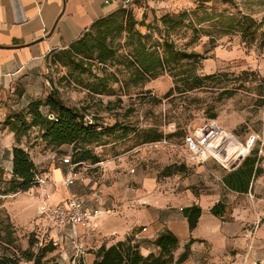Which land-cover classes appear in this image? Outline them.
Masks as SVG:
<instances>
[{
  "label": "rangeland",
  "instance_id": "1",
  "mask_svg": "<svg viewBox=\"0 0 264 264\" xmlns=\"http://www.w3.org/2000/svg\"><path fill=\"white\" fill-rule=\"evenodd\" d=\"M121 11L126 12V18L130 13L136 24L129 34L124 32L113 40L118 49V58L114 61L81 74L73 67L55 62L53 56L48 60L46 78L51 85L59 89L68 105L83 111L86 120H93L102 129L100 140L84 144L85 149L104 161L117 159L127 171L134 169V174L162 178L161 173L168 166L185 167L184 172L172 175L183 179L196 166L185 160L176 148L154 145L151 140L158 133L174 134L172 144L180 145L186 133L214 118L243 141L251 135H255L256 143L264 140V35H261L264 26L255 41L244 38L235 26L243 16L261 23L264 0H147ZM167 18L180 25L167 26L164 22ZM139 37L160 55L166 40L174 43L178 51L207 57L183 61L177 69L211 78L200 89L184 94L174 92L170 98L166 95L175 87L171 71L147 83L132 84L127 65ZM103 75L108 78L106 89L95 94L91 86ZM4 108L3 102L0 103L1 121L15 112ZM37 137L39 132L33 129L21 143L31 153L34 163L47 153H55L43 141L35 142ZM1 165L6 171L5 181H9L12 165L5 154ZM0 189L6 190L7 185L0 184ZM19 193L22 195L0 197V255L21 256L29 249V240L37 239L42 232L41 211L39 205L35 207L40 192L34 188ZM31 251L42 257L37 245ZM21 264L34 263L22 260ZM42 264L73 263L63 260L56 250L45 254Z\"/></svg>",
  "mask_w": 264,
  "mask_h": 264
},
{
  "label": "crops",
  "instance_id": "2",
  "mask_svg": "<svg viewBox=\"0 0 264 264\" xmlns=\"http://www.w3.org/2000/svg\"><path fill=\"white\" fill-rule=\"evenodd\" d=\"M121 1L0 0V103L4 109L17 112L45 100L52 92L46 78L49 57L119 10ZM15 143L9 129L0 130V163L5 154L12 165ZM54 151L55 159V153H47L35 162L47 183L30 191L40 192L35 204L40 211L72 196L102 210L92 238H83V229L78 228L88 264L96 260L95 253L103 245L109 248L127 239L139 244L143 256H158L161 250L155 242L166 231L179 241L175 259L192 241L183 264H264V140L255 141L252 153L232 169L211 159L193 164L196 168L183 179L159 178L131 173L117 159L101 160L102 167L83 171L70 187L64 184L68 168L62 157L75 153L73 146ZM219 203L225 205L222 216L212 213ZM192 206L202 209L194 230L185 214Z\"/></svg>",
  "mask_w": 264,
  "mask_h": 264
},
{
  "label": "trees",
  "instance_id": "3",
  "mask_svg": "<svg viewBox=\"0 0 264 264\" xmlns=\"http://www.w3.org/2000/svg\"><path fill=\"white\" fill-rule=\"evenodd\" d=\"M121 10L119 9L95 22L79 40L62 52L54 53L53 60L62 62L66 67H73L74 71H79L81 74L92 71L97 65L105 66L114 61L118 58V49L114 47L113 40L124 32L129 34L136 24L130 13H127L126 18V12ZM164 22L172 28L180 25V22L168 18L164 19ZM234 22L235 20H233ZM236 23L238 32H241L244 38L255 41L259 30L264 26V19L257 24L253 18L243 16ZM261 35H264V31ZM137 41L132 53L133 57L127 65L131 70L132 84L147 83L149 80L171 71L175 78V87L166 95L167 98H170L174 92L184 94L200 89L203 87L204 81L211 78V76L201 78L192 71L178 72L177 69L183 61H192L198 58L207 59V57L194 52L178 51L174 43H169L166 40L163 44V55H160L157 51L147 47L143 37H139ZM262 45H264V41ZM97 80L98 82L91 86V91L101 94L102 89H106L108 78L103 75L97 77ZM51 87L52 92L45 100L34 101L26 108L6 116L3 121L0 120V130L1 127L9 129L15 135L16 142V146L13 148L12 178L9 181H5L6 171L0 163V184L7 185L6 190L0 189V197L27 192L37 185L36 177L40 172L30 153L21 146L22 139L33 129L38 130V138H41L48 147H52L54 150L64 145L73 146L75 153L72 154V158L75 163L86 162L95 165L102 162L99 156L93 155L89 149L83 147L84 144L100 140L103 135L100 125L93 120L92 123L86 120L83 111L68 105L59 89L52 85ZM49 115H53L54 119L51 120ZM174 136V134L164 136L162 133H158L151 141L155 143L163 139L171 141ZM185 170V167L171 165L163 170L161 176L170 177ZM224 212L225 205L222 203L212 209V213L217 216H222ZM185 214L190 230H194L202 215V209L192 206L185 210ZM37 243L38 240L35 237L33 240H29V249L23 251L21 256L3 253L0 255V264H21L22 260L42 264L45 254L57 250L52 244L38 247L42 252V257H37L31 251V248ZM155 243L161 250L160 254L158 256L151 254L146 257L141 254L139 244L133 243L132 239L119 242L109 248L103 245L96 251V260L92 264H183L191 252L192 241L186 245L185 252L175 259L174 252L179 246V241L170 231L161 234ZM8 244L11 243L8 242Z\"/></svg>",
  "mask_w": 264,
  "mask_h": 264
},
{
  "label": "built area",
  "instance_id": "4",
  "mask_svg": "<svg viewBox=\"0 0 264 264\" xmlns=\"http://www.w3.org/2000/svg\"><path fill=\"white\" fill-rule=\"evenodd\" d=\"M140 1L147 0H122L119 9H129ZM106 4H109V1H106ZM49 118L52 120L54 116L49 115ZM89 121L92 123V120ZM154 145L176 148L184 159L192 164L201 165L212 159L225 169H232L252 153L255 137L250 136L243 141L235 133L223 127L217 119H208L198 129L186 133L180 145L172 144L168 139H163ZM56 157H58L57 153L53 158ZM62 163L68 168L64 179L67 187L73 186L80 179L83 171L102 167L105 164L104 162L95 165L86 162L75 163L71 155L62 157ZM131 173H135V170L132 169ZM36 183L42 187L47 180L39 175L36 177ZM102 213L99 208L88 207L85 201L77 196H72L56 205L44 206L40 214L42 232L36 237L37 246L52 244L60 250L62 259L72 260L73 264H86L87 249L81 240L78 228L83 229V238H92L99 228ZM145 231L147 229L143 228V232Z\"/></svg>",
  "mask_w": 264,
  "mask_h": 264
}]
</instances>
